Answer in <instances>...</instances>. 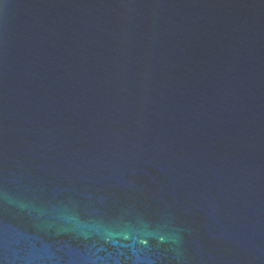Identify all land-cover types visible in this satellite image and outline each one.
<instances>
[{
    "label": "water",
    "instance_id": "1",
    "mask_svg": "<svg viewBox=\"0 0 264 264\" xmlns=\"http://www.w3.org/2000/svg\"><path fill=\"white\" fill-rule=\"evenodd\" d=\"M0 264H264V0H0Z\"/></svg>",
    "mask_w": 264,
    "mask_h": 264
}]
</instances>
